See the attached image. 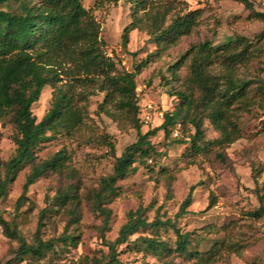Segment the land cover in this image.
Returning <instances> with one entry per match:
<instances>
[{"label": "rangeland", "instance_id": "obj_1", "mask_svg": "<svg viewBox=\"0 0 264 264\" xmlns=\"http://www.w3.org/2000/svg\"><path fill=\"white\" fill-rule=\"evenodd\" d=\"M181 1L178 8L183 11L199 10L189 34L168 46L158 45L143 20L129 31L124 47L121 34L132 20L131 3L82 0L100 25L105 53L119 70L134 73L140 125H133L128 111H119L114 119L102 112L98 105L103 93L99 92L88 98L84 122L72 135H56L42 142L37 147V160L64 149L68 155L65 167L39 177L28 187L27 200L17 204L30 168L26 165L0 201V214L15 222L26 243H33L39 226V237L43 241L54 239L53 247L38 260L22 257L18 242L0 225V264H103L110 254L106 243L114 241L129 213L136 211L146 225L124 243L114 245L119 264H264V215L255 218L249 214L264 205V96L257 89L264 80V20L235 0ZM250 1L254 11L264 12V0ZM237 35L249 41L255 51L231 73L235 80L248 83L245 96L229 109L238 129L236 139L221 146H206L204 141L218 137L219 132L203 113L197 115L203 130L202 148L197 153L190 151L188 140L178 142L185 135L183 127L177 130L176 126L178 136L173 134L175 130L169 134L156 130L148 136L154 147L146 160L148 166L137 161L135 170L117 181V195L101 204L109 210L108 216L96 210L95 194L101 179L111 174L115 159L139 133L157 127L164 113L177 106L178 98L172 93L184 89L190 54L174 73L171 66L198 42L207 40L215 46ZM144 59L146 64L136 70ZM213 71L228 73L219 64ZM51 92V86H44L32 103L31 113L37 120L48 110ZM145 114L150 117L148 124L142 121ZM16 136L11 114L0 119L3 161L13 154ZM107 141L113 144V150ZM61 193L71 195L63 205L57 200ZM188 195L190 203L182 209ZM156 221H169L180 233H189L187 248L193 255L176 251L160 254L148 248L142 237L164 241L172 249L175 246L173 228L156 226ZM66 236L72 239L64 241ZM210 250L211 256L207 255Z\"/></svg>", "mask_w": 264, "mask_h": 264}, {"label": "trees", "instance_id": "obj_2", "mask_svg": "<svg viewBox=\"0 0 264 264\" xmlns=\"http://www.w3.org/2000/svg\"><path fill=\"white\" fill-rule=\"evenodd\" d=\"M127 1L131 3L132 20L121 34L124 47L128 43L129 31L138 28L143 20L149 25L155 43L168 46L189 34L199 15L197 9L183 11L178 8L181 0ZM235 1L242 2L255 16L264 20V12L254 11L250 0ZM169 15L172 16L166 22ZM99 33L98 21L83 6L82 0H0V119L11 114L17 130L13 154L5 161L0 158V201L26 165H30V168L17 204L27 200L25 193L28 187L39 177L65 167L68 155L64 149L56 151L49 158L37 160V147L53 136L72 135L84 122L87 101L92 94L103 93L98 107L110 118L114 119L119 111H128L133 125L139 128L134 73L118 69L115 61L105 53ZM254 51L252 44L238 35L215 46L207 40L198 42L187 50L170 68L174 73L175 68L190 54L184 89L172 93L178 98L177 106L164 113L157 127L139 133L138 138L115 159L111 174L100 181L94 208L108 216L109 210L101 204L117 195V181L135 170V162L148 166L147 157L154 151L148 136L154 135L158 129L169 134L177 125V130L183 127L185 135L178 142L188 140L190 151L197 153L202 148L200 142L203 136L202 123L197 115L203 113L219 132L218 137L204 141L206 146H221L234 141L238 129L229 115V109L245 96L248 83L235 80L231 73L246 63ZM146 62L147 59L141 60L136 70H140ZM216 64L228 73H215L213 68ZM46 85L52 88L49 108L37 120L31 113V105ZM257 89L264 96V80ZM262 126L264 128V119ZM107 145L113 150L110 141H107ZM69 198L71 195L68 193H61L57 200L63 205ZM189 203L188 195L181 208ZM249 214L260 218L264 215V205ZM154 224L173 228L175 246L172 249L164 241L142 237L148 248L160 254L176 251L193 255L187 248L189 233H180L169 221H156ZM0 225L8 237L18 242V253L22 257L38 260L53 247L54 239L43 241L39 237V226L34 233L33 243L28 244L19 234L14 221L5 220L0 214ZM142 225H146V222L141 219L139 211L130 212L114 241L106 243L110 254L103 264H119L114 245L127 241L128 236ZM68 239H72V236L63 238L64 241ZM207 255H213L211 250Z\"/></svg>", "mask_w": 264, "mask_h": 264}, {"label": "built area", "instance_id": "obj_3", "mask_svg": "<svg viewBox=\"0 0 264 264\" xmlns=\"http://www.w3.org/2000/svg\"><path fill=\"white\" fill-rule=\"evenodd\" d=\"M160 114H161V113H160ZM142 121H143L144 124H148V122L150 121V117H149V115L145 114V115L142 117ZM173 134H174V135H177V131L175 130Z\"/></svg>", "mask_w": 264, "mask_h": 264}]
</instances>
